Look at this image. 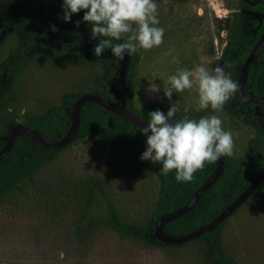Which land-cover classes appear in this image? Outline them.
Returning a JSON list of instances; mask_svg holds the SVG:
<instances>
[{
  "label": "rangeland",
  "instance_id": "obj_1",
  "mask_svg": "<svg viewBox=\"0 0 264 264\" xmlns=\"http://www.w3.org/2000/svg\"><path fill=\"white\" fill-rule=\"evenodd\" d=\"M156 2L163 40L151 49L138 50L140 58L132 78L133 109L175 103L182 109L187 105L192 118L220 117L233 138L232 155H225L224 162L239 173V180L222 196L220 205H225L264 165V106L262 114L237 110L238 94L219 111L200 110L194 90L174 92L169 101L162 91L152 92L148 86L166 82L167 75L179 66L222 67L232 13L240 8L239 2ZM8 9L0 3V63L18 43L16 35L2 26ZM173 55L179 64L172 61ZM100 74L95 62L58 64L44 56L23 62L12 76L0 74V119L27 126L54 109L71 112L72 96L90 89ZM250 116L251 121L244 120ZM142 151L127 150L121 155L108 143L88 136L71 142L21 180L0 198V264H214L202 240L189 239L181 246L149 245L120 234L102 220L110 214L109 204L123 223L143 225L150 216L160 181L157 164L139 159ZM220 247L233 264H264V184L224 219Z\"/></svg>",
  "mask_w": 264,
  "mask_h": 264
},
{
  "label": "trees",
  "instance_id": "obj_2",
  "mask_svg": "<svg viewBox=\"0 0 264 264\" xmlns=\"http://www.w3.org/2000/svg\"><path fill=\"white\" fill-rule=\"evenodd\" d=\"M240 8L232 13L231 33L224 45L221 65L224 71L237 83V89L230 96L239 94L240 68L250 49L259 39L264 27V0H238ZM8 6V13L2 22L3 28L10 29L18 38V43L9 53L5 62L0 63V74L12 76L19 66L37 56L49 57L54 62L80 63L95 62L100 65L101 74L95 79L90 89L80 90L72 96V103L84 93H95L116 104L123 102L124 108L147 120L151 110L168 107L163 103L142 107L141 111L133 109L132 78L140 54L137 51L131 56L117 61L110 50L95 57L92 45L95 40H89V28L85 22L77 27L73 21L79 20L84 10L72 14L68 22L63 21L61 0L46 2L44 0H0ZM260 14V16L258 15ZM51 25H55L53 31ZM1 28V26H0ZM76 41H79L77 44ZM122 79L118 81L120 78ZM247 88L253 94H264V46L252 61L247 72ZM116 83L121 99L113 91ZM225 106H229L227 101ZM254 103L241 97L238 104L240 110H253ZM264 106V104L262 105ZM183 114V109L178 108ZM237 109V110H239ZM189 118H192L187 113ZM240 116V114H236ZM244 118L245 121H251ZM254 126L256 123L252 120ZM71 123V112L62 108L48 112L42 119H33L26 125L38 130L51 138L62 136ZM17 124L14 119H0V148L7 136ZM95 136L108 143L118 154L127 150L140 152L145 147V136L139 127L121 116L109 111L92 101L85 102L80 110V123L71 141L60 148H48L26 135L19 136L11 149L0 159V198L13 191L24 178L30 177L42 164L55 158L58 151L71 142ZM216 161L206 162L204 167L192 174L190 181L178 182L174 179V170L168 174L155 171L159 177V188L151 214L143 225L123 223L119 220L116 210L109 204L110 214L102 218L104 223L113 226L120 234L131 235L149 245H165L166 243L154 235L156 221L164 214L185 204L193 192L208 178L215 168ZM239 173L232 170L224 162L223 171L216 181L208 187L198 202L185 214L167 222L163 230L167 234L182 235L190 232L209 221L225 205H220L223 194L230 184L239 180ZM245 181L242 188L247 185ZM264 184V178L257 188ZM256 188V189H257ZM91 192L88 193L89 198ZM86 207V206H85ZM224 219L210 231L191 239L202 240L208 245L209 260L214 264H233L231 258L225 255L220 247V225ZM181 243L169 245L181 246Z\"/></svg>",
  "mask_w": 264,
  "mask_h": 264
},
{
  "label": "clouds",
  "instance_id": "obj_3",
  "mask_svg": "<svg viewBox=\"0 0 264 264\" xmlns=\"http://www.w3.org/2000/svg\"><path fill=\"white\" fill-rule=\"evenodd\" d=\"M60 7V18L65 22L72 14L84 10L73 23L78 27L82 21L88 26L89 40L96 41L92 45L95 57L110 50L119 62L125 54L131 56L139 49H151L163 40L164 28L159 25L156 0H61ZM51 27L56 30L55 25ZM172 61L179 64L175 55ZM148 88L152 92L162 91L169 101L174 92L194 90L198 109L219 111L237 89V83L219 65L195 64L191 68L177 67L167 75L166 82H152ZM188 110L186 105L181 114L175 103H169L166 110L149 111L144 126L139 127L145 136L139 159L158 164L165 175L174 170L178 182L190 181L192 174L206 162L233 152L232 133L222 126L218 115L189 118Z\"/></svg>",
  "mask_w": 264,
  "mask_h": 264
},
{
  "label": "water",
  "instance_id": "obj_4",
  "mask_svg": "<svg viewBox=\"0 0 264 264\" xmlns=\"http://www.w3.org/2000/svg\"><path fill=\"white\" fill-rule=\"evenodd\" d=\"M263 46H264V27L259 39L250 49L247 57L243 61L239 75V93L244 99H247L255 103L254 109L257 114H262L260 104L264 102V94L258 95L250 92L249 89L247 88L246 78L250 64L255 59V57L257 56V54L259 53V51L262 49ZM121 79L122 77L118 81H120ZM113 91L121 99V96L118 90L116 89V83L113 86ZM87 101H92L97 104H100L104 108L130 121L131 123L135 124L138 127L144 126V121H146L140 116L124 108L123 102L121 104H116L112 101L106 100L105 98L95 93H84L81 94L79 97H77V99L74 101L71 110L70 126L62 136H60L59 138H50L38 130L29 128L20 123L16 124L12 128L10 134L7 136L4 145L0 148V159L7 154V152L11 149L16 139L21 135L29 136L30 138L39 141L41 144H43L48 148L56 149L67 145L78 130V126L80 123V110L82 105ZM223 166H224V156L218 158V160L215 163V168L213 172L193 192V194L185 204H183L179 208H176L164 214L156 221L154 226V235L158 239L162 240L165 243H181L189 239H192L194 237H197L203 234L204 232L210 231L212 228L218 225L223 219H225L246 198H248V196L255 191L256 187L262 182L264 178V165H263L254 175V177L249 181V183L244 187V189L205 224L182 235H171L165 233L163 230V226L167 222L188 212L198 202L199 198L204 193V191L208 187H210L219 177V175L223 170Z\"/></svg>",
  "mask_w": 264,
  "mask_h": 264
},
{
  "label": "flooded vegetation",
  "instance_id": "obj_5",
  "mask_svg": "<svg viewBox=\"0 0 264 264\" xmlns=\"http://www.w3.org/2000/svg\"><path fill=\"white\" fill-rule=\"evenodd\" d=\"M239 94H240V93H239ZM241 97H242V96H241ZM242 98H243V97H242ZM263 104H264V102L260 104V107H262ZM254 107H255V103H254V106H253V110H255Z\"/></svg>",
  "mask_w": 264,
  "mask_h": 264
}]
</instances>
